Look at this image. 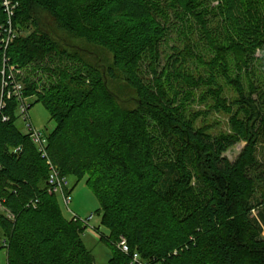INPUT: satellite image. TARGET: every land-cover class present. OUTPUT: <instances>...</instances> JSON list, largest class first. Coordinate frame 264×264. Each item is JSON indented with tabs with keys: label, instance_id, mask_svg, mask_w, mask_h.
<instances>
[{
	"label": "trees",
	"instance_id": "16d2710c",
	"mask_svg": "<svg viewBox=\"0 0 264 264\" xmlns=\"http://www.w3.org/2000/svg\"><path fill=\"white\" fill-rule=\"evenodd\" d=\"M13 1L14 28L24 31L32 9L44 10L65 33L110 52L112 68L135 93L133 107L123 108L98 67L45 34L18 36L6 49L0 35V87L9 68L44 77L42 86L26 79L23 96L35 97L55 123L46 152L60 175L88 174L109 231L107 264H129L115 249L119 237L150 264H264V90L232 80L226 57L254 74L255 51L264 46V26L254 14L246 18L257 13L254 0ZM6 21L0 1V28ZM179 28L222 55L191 72V46H173L158 72L163 46ZM236 29L239 39L231 37ZM219 81L232 85L233 99ZM2 103L0 249L7 264H94L84 230L48 190L45 160L15 126L17 100L3 96ZM193 104L205 108L190 112ZM211 113L228 117L227 131H211ZM238 143L245 146L231 162L224 155Z\"/></svg>",
	"mask_w": 264,
	"mask_h": 264
},
{
	"label": "rangeland",
	"instance_id": "374dc122",
	"mask_svg": "<svg viewBox=\"0 0 264 264\" xmlns=\"http://www.w3.org/2000/svg\"><path fill=\"white\" fill-rule=\"evenodd\" d=\"M254 10H257V13L247 14L246 18H251L254 14L255 20H257L259 25L264 26V0H254ZM245 17V15H243ZM27 26L24 31L22 28H14L13 34L14 39L18 36L24 38L33 32L39 34H45L53 42L57 44L65 45L68 47L69 51H78L82 57L91 65L96 66L103 73L104 79L108 88L120 99L123 108L133 107L135 101V93L132 91L124 81L123 76L114 68H112V54L107 50L91 45L84 40L78 39L72 35L65 33L57 23L51 18V16L41 9L33 8L31 12V20L26 22ZM179 34L173 32L170 36V39L166 46H163V53L161 56L160 67L158 72L161 71L162 67H165L168 57L172 54V47L178 46L183 48L184 45L191 46L193 54L196 58L194 60H189L186 63V68L191 72L201 71L202 63L207 62L218 57L219 54L222 55L223 48L220 52H214L209 50L204 41L200 40L197 32L189 31L187 29L179 28ZM241 30L231 31V37L237 39L242 37ZM221 43V41H220ZM223 55H226L225 53ZM227 57L230 78L233 80L239 77V80L243 86L247 89L258 88L264 90V46L258 47L255 51V58L258 59L255 63L254 74L250 72H239L236 70L235 66L231 62V59ZM110 70L113 71V78L109 76ZM7 70H5V74ZM16 82L20 85L21 90L24 89V83L26 79L32 81H40L39 86L44 84V77L41 74H33L29 71L16 69L15 71ZM18 80V81H17ZM220 86L223 87L224 96L229 100L233 99L235 96V90L231 84H227L224 81H219ZM42 87H39L41 90ZM23 102L26 105H32L30 109L27 110V122L24 120V116L20 113L19 108L15 110V126L22 133L27 134L28 130L26 128V123L30 124L35 131L39 132L41 135L45 136L49 134L55 127V123L50 119L48 112L42 106L41 103H34L35 97L29 96L24 97L23 92L21 91ZM2 97V88L0 87V103ZM210 104V103H209ZM205 106L198 104H193L188 108L190 112L202 111ZM206 123L213 125L211 130L214 134L227 131L228 130V117L222 114L211 113L206 118ZM78 147L79 144L76 143ZM245 146V143H238L231 147L226 153L225 157L229 161H234L240 151ZM61 161L62 159L59 158ZM86 177L77 179L76 177L64 176L68 184V191L70 196V202L68 208H66L61 194L57 192L55 194L57 202L60 206L63 216L72 221L73 216L76 215L81 220H84L89 215H93V219L90 221L88 227L94 230L98 229V233L84 231L81 235L82 242L86 249L91 252L94 258V264H107L108 260L112 256L111 248L107 245L106 241L108 240L109 231L101 222V214L98 200L96 199L93 191L86 183V178L88 174H85ZM0 214H4V209L0 206ZM5 238L3 233L0 230V248L3 246ZM0 264H7L6 251L5 249H0Z\"/></svg>",
	"mask_w": 264,
	"mask_h": 264
},
{
	"label": "built area",
	"instance_id": "2783aa9c",
	"mask_svg": "<svg viewBox=\"0 0 264 264\" xmlns=\"http://www.w3.org/2000/svg\"><path fill=\"white\" fill-rule=\"evenodd\" d=\"M0 1L7 14V21L5 25L0 28L1 30L0 35L2 36L1 44L3 45L4 49H6L14 38L12 18L14 17V9L16 8L17 3H14L13 0H0ZM15 71L16 70L14 68H9L7 70V73L5 74V70H3L2 82H1V88H2L1 98H3V96H5V98L8 100L11 98H15L19 104L18 105L19 111L24 116V120L27 122L28 105H26V103L23 102V97L21 94L22 90L20 85L16 82ZM0 106L1 107L4 106V103H2V99ZM4 120H7V118H3V121ZM26 128L28 130L27 134L30 140L37 147V150L40 153L41 158L45 160L48 166V178H47L48 190L52 194H56L57 192H59L61 194V198L66 208H68V204L70 202L69 193L66 192L68 191V184L65 178L60 175L58 169L48 157V154L46 152V146H47L46 137L41 135L39 132L35 131V129L30 124L26 123ZM18 150L19 149L15 150V152ZM92 219H93V215H89L84 220H81L79 217L74 215L72 222L79 224L84 231L93 232L97 234L98 232L96 230L88 227ZM114 246L119 253L129 258V264H150L148 262L142 261L138 253L130 252L129 246L124 237H119L115 242Z\"/></svg>",
	"mask_w": 264,
	"mask_h": 264
}]
</instances>
